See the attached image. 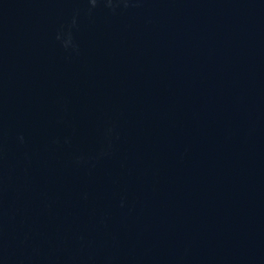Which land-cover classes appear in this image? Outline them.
Segmentation results:
<instances>
[{
	"label": "water",
	"instance_id": "95a60500",
	"mask_svg": "<svg viewBox=\"0 0 264 264\" xmlns=\"http://www.w3.org/2000/svg\"><path fill=\"white\" fill-rule=\"evenodd\" d=\"M0 264H264V0H0Z\"/></svg>",
	"mask_w": 264,
	"mask_h": 264
}]
</instances>
